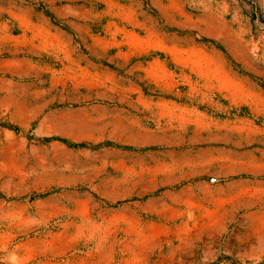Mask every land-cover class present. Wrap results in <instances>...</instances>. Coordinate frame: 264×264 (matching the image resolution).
Returning <instances> with one entry per match:
<instances>
[{"label":"rangeland","instance_id":"1","mask_svg":"<svg viewBox=\"0 0 264 264\" xmlns=\"http://www.w3.org/2000/svg\"><path fill=\"white\" fill-rule=\"evenodd\" d=\"M0 264H264V0H0Z\"/></svg>","mask_w":264,"mask_h":264}]
</instances>
